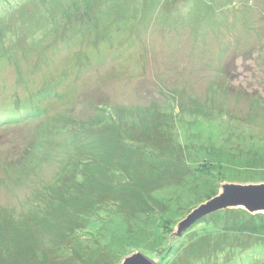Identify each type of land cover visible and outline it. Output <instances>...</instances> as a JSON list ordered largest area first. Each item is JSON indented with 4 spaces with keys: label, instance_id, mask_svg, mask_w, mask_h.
<instances>
[{
    "label": "rangeland",
    "instance_id": "1",
    "mask_svg": "<svg viewBox=\"0 0 264 264\" xmlns=\"http://www.w3.org/2000/svg\"><path fill=\"white\" fill-rule=\"evenodd\" d=\"M0 22V264H264L242 209L168 241L264 182V0H0Z\"/></svg>",
    "mask_w": 264,
    "mask_h": 264
},
{
    "label": "water",
    "instance_id": "2",
    "mask_svg": "<svg viewBox=\"0 0 264 264\" xmlns=\"http://www.w3.org/2000/svg\"><path fill=\"white\" fill-rule=\"evenodd\" d=\"M226 209H242L252 216L264 215V182L222 183L215 196L192 209L181 222L176 224L168 237L169 243L180 237L194 220ZM121 264H157V262L140 252H132L124 257Z\"/></svg>",
    "mask_w": 264,
    "mask_h": 264
},
{
    "label": "trees",
    "instance_id": "3",
    "mask_svg": "<svg viewBox=\"0 0 264 264\" xmlns=\"http://www.w3.org/2000/svg\"><path fill=\"white\" fill-rule=\"evenodd\" d=\"M3 20H5V18L3 19ZM6 22H4V23H2V22H0V37L1 36H3L4 35V38H3V40L4 41H2V43L3 42H10V41H12V39H14V37L9 33L11 30L9 29V28H6L5 26H4V24H5ZM8 33V34H7ZM7 34V35H6ZM4 44V43H3ZM6 45L8 44V43H5ZM5 44H4V46H5ZM211 225V226H210ZM209 225V227L208 228H213V224H210ZM241 248H242V246H241ZM249 248L250 247H245V249H242V250H246V251H248L249 252Z\"/></svg>",
    "mask_w": 264,
    "mask_h": 264
}]
</instances>
